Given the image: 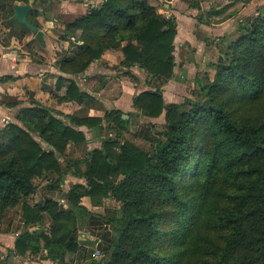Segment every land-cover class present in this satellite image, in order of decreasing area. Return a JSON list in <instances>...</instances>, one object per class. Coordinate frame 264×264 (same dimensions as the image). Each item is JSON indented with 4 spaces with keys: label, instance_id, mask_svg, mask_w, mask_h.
<instances>
[{
    "label": "trees",
    "instance_id": "1",
    "mask_svg": "<svg viewBox=\"0 0 264 264\" xmlns=\"http://www.w3.org/2000/svg\"><path fill=\"white\" fill-rule=\"evenodd\" d=\"M27 4L26 18L39 31L34 0H0V22L31 32L15 19L14 6ZM241 24L237 38L223 42L212 80L178 104H165L160 88L174 75V17L145 0H103L64 25L60 39L82 46L62 59V72L82 73L106 51L118 50L124 75L141 84L130 71L137 67L149 83L132 99L135 114L111 110L103 117L67 116V122L33 105L0 132V222L18 210L19 256L44 249L56 264L75 257L82 264H264V16ZM90 98L71 80L60 100ZM162 113L163 124L148 121L130 130L133 116ZM79 126L91 130L100 148L66 158L63 168L59 156L67 145L72 152L87 144ZM67 171L84 183L61 190ZM38 189L42 200L30 204ZM83 197L96 207L110 199L118 208H105L113 216L93 215L80 205ZM81 209L87 217L79 216ZM79 218L107 259L95 260L80 245Z\"/></svg>",
    "mask_w": 264,
    "mask_h": 264
},
{
    "label": "crops",
    "instance_id": "2",
    "mask_svg": "<svg viewBox=\"0 0 264 264\" xmlns=\"http://www.w3.org/2000/svg\"><path fill=\"white\" fill-rule=\"evenodd\" d=\"M102 2L103 0H58L54 4L57 16L49 17V13L52 14L50 0H40L41 8L35 7L40 15L36 16L35 19L40 25L41 40L37 39L36 33L27 30L18 39L13 35L11 29H7L0 22L1 131L4 129L5 124H18L16 119L18 112L22 108L33 105L45 107L55 113V116L67 122L69 121L67 116L71 115L103 117L105 112L111 110H119L124 114L136 113L132 106V99L140 91H143L144 85L149 82H147L144 72L137 67H131L130 71L140 77L141 84H135L125 77H122V81L119 82L116 78L118 69L115 67L118 66L122 58L120 51H106L99 59L93 60L84 72L79 74H66L60 70L62 59L74 57L82 46L80 40L73 38L60 39L64 25L72 23L75 19L86 15L90 10L98 8ZM261 2L263 1L261 0ZM169 3L173 5L174 0L169 1ZM258 3L260 1L251 2L250 4L255 7L254 5H258ZM259 6H263V3ZM243 14L246 17L264 16V13L252 10V8L244 9ZM168 15H173L176 20V35L173 43L175 67L173 77L160 86L165 104L178 103L188 96L187 92L191 91L194 80L200 86L204 85L207 80H212L214 63L219 58L223 42L229 41L228 34L233 36L234 33L236 35L235 32H232L228 22L208 26L194 19L191 13H189V16H183L177 12ZM76 35L79 36L80 31H77ZM211 38L218 41L215 43V48L207 44V41ZM33 39H35V42H32ZM24 44L26 49L22 48ZM205 75L207 77H204ZM71 80L76 83L80 92L91 97L90 100L87 99L82 104L75 101L60 100L61 97H64ZM119 83L120 89L118 87ZM157 83L159 82L153 81L151 85ZM115 90L117 91L116 96L113 97L111 94ZM163 118V113L155 119L133 116V122H131L133 125L130 126V130L148 121L161 124ZM76 129L84 133L87 144L74 148L73 152L75 154L82 152L84 148H87V151L100 148L98 138L92 136L90 129L85 126H79ZM86 131L89 133L88 135H86ZM68 147H70V143L67 145ZM74 153L68 156V151H66L65 158H73V156L74 158H82ZM42 196L40 190L37 202L42 200ZM87 204H91L89 198H81L80 205L84 209L88 207ZM20 225L21 222L18 216V227ZM20 231L18 229V233ZM88 232L90 233V231ZM8 236H0V239L4 240V243L10 241L8 247L12 248L15 238L14 236ZM93 238L96 239L94 236ZM88 242L91 243V241ZM19 258L21 257H18V264H22L21 261L23 260ZM25 263L34 264L35 262ZM40 264L56 263L47 258L46 251L40 260Z\"/></svg>",
    "mask_w": 264,
    "mask_h": 264
},
{
    "label": "rangeland",
    "instance_id": "3",
    "mask_svg": "<svg viewBox=\"0 0 264 264\" xmlns=\"http://www.w3.org/2000/svg\"><path fill=\"white\" fill-rule=\"evenodd\" d=\"M57 1L58 0H50V4H51L50 8H51L52 14L49 13V15H50L49 17L57 16L56 6L54 5V4H56ZM145 1L150 6H153L159 14L164 15L166 17H170V16L174 17L173 15H168V14H173L176 12L178 14L183 15V16H189V13H191V14H193L192 17L194 19H196L198 22H200L198 20V17H200L204 20L205 24L207 23L206 25H208V26L217 25L218 23H216V22L221 21V20H223L222 22H228L230 24L229 26H230L232 32L236 33V35L233 33V36H232V34H228L229 41H230V39H232V40L236 39L237 36L239 35L240 31L238 32V25L240 24V22L243 24L245 19L251 18V17H246L243 14L244 9L252 8V10H257L259 12L264 13V0H262L263 2H261V0H174L173 5H171L169 3V1H171V0H145ZM256 1H260V3H258V5H254L255 7H253V5H251L250 3L256 2ZM262 3H263V6H259V4H262ZM40 4H41L40 0H36V2L34 4V8L35 7L41 8ZM11 31L13 32L14 36L18 37V39H20V37L23 35V33H26L25 29H20L18 27L11 28ZM57 34H59V33H57ZM216 41L217 40H215V38H213V39L211 38L210 40L207 41V44L210 45L211 47L215 48V46H216L215 43L218 42V41L217 42ZM32 42H35V39H33ZM22 48L26 49V45L24 44V46H22ZM115 68L118 69L117 70L118 73L116 75V78L119 80V82L122 81L121 80V79H123L122 77L129 79L123 73L125 68H121L118 66H116ZM204 77H207V76L205 75ZM118 87L120 89V83L118 84ZM199 87H200V85H198L197 82L194 80L193 87H192L191 91L187 92L188 96L181 99L180 102H178V103H181L185 98H192V92L196 91V88H199ZM116 92L117 91L115 90L114 93L111 94V96L115 97ZM54 114L55 113H53V115ZM163 123H164V120L161 122V124H163ZM6 126H7V124H5L4 128H6ZM0 131H1V129H0ZM88 134L89 133L86 131V135H88ZM108 135H110V134L108 133ZM66 151H68V155H69L71 152V148L66 147L65 152ZM87 152H88L87 148H84V150L82 152H78L76 154L72 151V153H74L75 155L82 157V158H83V156H85L87 154ZM73 158H74V156H73ZM59 159H60V163L63 166V168H66L65 155L59 156ZM76 182L84 183V180L72 176L70 174V172L67 171V173H65V175L61 178L59 185H60L61 190H67ZM40 190L38 189L37 192H35L34 194L30 195L27 198V201L30 204H35L39 200L38 198H39ZM56 191H58V190H56ZM87 205H88V207H86L87 213H90L93 215H98V216H104L106 214L113 216L115 211H108L107 212L105 210V208L115 209V210L118 208L117 203H115L114 201H112L110 199L104 201V204L101 207L92 206V204H90V205L87 204ZM89 207H91L90 210H89ZM78 214H79V216L83 215L82 217H84V218L87 217L86 213H84L82 211V209L78 211ZM45 228H48L47 224H46ZM76 228H77V233H78L77 240L80 243V245L84 246V248H87V250L92 251L93 254L95 253V251H98L99 255H97L96 257H93L95 260L99 261V260L107 259V256L104 257L101 254V252L99 250H97V248H96L97 243H92L94 238L88 232L86 225H85V221L80 220V218H79L77 220ZM18 229H20V230L23 229L22 225H20V227H18V210L17 209L16 210L10 209L6 212V214L4 215V217L2 218V220L0 222V236H3V235L8 236L9 235L8 237L14 236V238H16V236L18 235ZM88 241H91V243ZM10 243H11L10 241L4 243V240L0 239V264H18V257H21L19 259L23 260V261H21L22 264H26L25 262H29V261L35 262L34 264H40V260L42 259V256L46 252V250L41 249V251L39 253H36V254H31L30 252H27L25 255L19 256L14 251V242L12 243V248L8 247V245ZM82 263H84V262L81 260H78V258L75 257L71 264H82Z\"/></svg>",
    "mask_w": 264,
    "mask_h": 264
},
{
    "label": "water",
    "instance_id": "4",
    "mask_svg": "<svg viewBox=\"0 0 264 264\" xmlns=\"http://www.w3.org/2000/svg\"><path fill=\"white\" fill-rule=\"evenodd\" d=\"M31 10V6L27 5H16L14 6L15 19L25 25L31 32L36 33L37 39H42V33L36 30V27L30 24L26 18V14ZM204 103H207L206 101ZM123 119H127L126 115L122 116Z\"/></svg>",
    "mask_w": 264,
    "mask_h": 264
},
{
    "label": "built area",
    "instance_id": "5",
    "mask_svg": "<svg viewBox=\"0 0 264 264\" xmlns=\"http://www.w3.org/2000/svg\"><path fill=\"white\" fill-rule=\"evenodd\" d=\"M61 203H64L63 200H61ZM97 255H99V252L98 251H95L94 254L92 253V257H96Z\"/></svg>",
    "mask_w": 264,
    "mask_h": 264
}]
</instances>
